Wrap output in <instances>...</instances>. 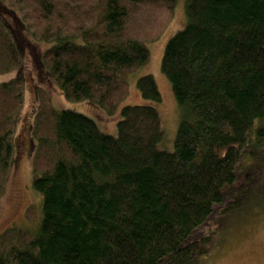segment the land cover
<instances>
[{"label": "trees", "instance_id": "obj_1", "mask_svg": "<svg viewBox=\"0 0 264 264\" xmlns=\"http://www.w3.org/2000/svg\"><path fill=\"white\" fill-rule=\"evenodd\" d=\"M177 3L0 0V76L19 75L0 83V204L27 53L66 100L112 115ZM183 12L161 62L180 113L173 150L154 105L123 107L109 135L39 88L27 148L41 217L29 206L25 227L0 233V264H206L222 233L264 213V0H185ZM136 86L161 102L153 76Z\"/></svg>", "mask_w": 264, "mask_h": 264}, {"label": "rangeland", "instance_id": "obj_2", "mask_svg": "<svg viewBox=\"0 0 264 264\" xmlns=\"http://www.w3.org/2000/svg\"><path fill=\"white\" fill-rule=\"evenodd\" d=\"M185 0H178L176 15L161 39L148 45L150 61L128 77L129 96L122 101L116 112L109 115L88 103H77L66 100L57 86L48 80H39L32 53H27L20 76L25 80L26 104L23 111L16 117V132L13 137L15 153L19 160L15 171L11 174L8 189L0 204V233L12 227H25L29 206L37 210L41 217V196L33 189V150L27 148L31 140L33 120L38 108V90L46 91L54 108L58 111H72L85 115L96 122L99 129L106 134L116 135L117 122L120 120L121 109L127 105H154L160 115L165 133L164 151L173 150L174 140L179 124V108L174 98L171 85L161 72V62L167 43L185 27ZM143 12L142 10L140 13ZM50 46L36 45L35 52L42 53ZM18 72L0 76V83L18 77ZM17 74V75H16ZM20 74V73H19ZM151 75L155 79L161 94V102L154 104L144 100L136 86L141 77ZM206 264H264V213L251 219L236 223L221 234L218 246L206 260Z\"/></svg>", "mask_w": 264, "mask_h": 264}]
</instances>
